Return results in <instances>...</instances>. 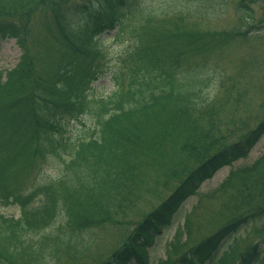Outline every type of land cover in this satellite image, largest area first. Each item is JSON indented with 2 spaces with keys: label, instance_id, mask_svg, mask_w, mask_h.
Returning <instances> with one entry per match:
<instances>
[{
  "label": "trees",
  "instance_id": "1",
  "mask_svg": "<svg viewBox=\"0 0 264 264\" xmlns=\"http://www.w3.org/2000/svg\"><path fill=\"white\" fill-rule=\"evenodd\" d=\"M21 1L0 0V40H15L23 53L17 82L20 84L21 78H31L37 88L34 95L27 93L8 103L0 102V204L17 206L21 211L19 219L3 217L4 224L0 225V236L10 243L19 244V252L9 253L13 258L11 260L20 255L21 248H24V243H20L24 233L44 231L55 222L59 202L55 186L40 187L35 195H25L14 185L10 173L19 164L25 165L27 162L28 155L24 152L29 148L33 130L37 134L42 131L52 134V144L61 147L59 149H67L65 145L70 143L64 136L62 138L63 122L78 119L87 111L90 89L109 73L100 64L103 56H98L102 37L120 31L128 17L138 14L145 23L134 31L136 41L128 56L127 69L114 77L117 90L110 97L98 101L93 112L94 126L83 139L69 147L70 168H85L87 165L96 175L88 188L94 192V196L90 200L74 198L77 201L71 203L67 213L69 219L79 227H89L93 222L110 218L111 214H115V207L134 201L130 199L137 184L135 174L139 169L136 165L142 164L144 158L156 156L155 153L145 157L159 146L167 133H185V137H189L183 140L184 147L175 152L179 160L172 164L178 168V172L186 174L178 181L173 195L150 212L120 250L102 263L149 264L150 250L171 225L184 202L221 169L246 158L264 137V118L254 127L244 126L234 131L216 123L215 105L206 112L198 109L196 97L203 88L202 80L183 76L181 70L189 60H198L199 56L206 55L224 41L221 39L223 36L215 34L209 39L181 27L152 30L153 26L149 25L158 22L156 15L166 13L159 14L150 6L136 11L131 4L138 0H54V3L50 0V7L44 9L48 10L54 25L49 36L58 46V67L46 79L33 78L29 54L22 42L24 38L17 25L7 21L8 17L14 18ZM145 1L158 5L155 0ZM232 2L236 3L240 21L248 24L245 30L238 29L233 36H242V31L263 32L264 29L255 24L254 11L244 0ZM6 4L10 11L6 9ZM75 19L83 25L77 32L69 26ZM30 35H24L26 40ZM183 78L190 80L189 83ZM5 83L6 86L11 83L10 77ZM19 86L22 88V84ZM202 123H207L212 130L200 128ZM198 147L201 152L197 157L191 155L193 160L190 166L178 164L187 148L192 150ZM255 184L256 188H260L263 181ZM37 199H40L38 204ZM262 217L264 209L260 208L224 225L171 264L211 262L228 238L237 234L241 227L253 225ZM29 250L23 249V254ZM31 252L32 259H35L38 252L33 249ZM232 253L233 257L230 256ZM0 255L8 262L1 250ZM9 264L16 262L9 260ZM215 264H264V239L237 258L231 248L222 253Z\"/></svg>",
  "mask_w": 264,
  "mask_h": 264
},
{
  "label": "rangeland",
  "instance_id": "2",
  "mask_svg": "<svg viewBox=\"0 0 264 264\" xmlns=\"http://www.w3.org/2000/svg\"><path fill=\"white\" fill-rule=\"evenodd\" d=\"M49 1L22 0L20 7L14 12V18H7L12 25H17L25 39L22 42L29 54L33 78L46 79L58 67V46L49 36L54 25L48 10L44 9L50 7ZM155 1L158 5L145 0L131 4L136 11L150 6L159 14L166 13L156 15L158 22L149 25L153 26L152 30L158 27L168 28L167 30L181 27L189 33L194 31L209 39L215 34L223 36L221 39L224 41L214 46L206 55L199 56L198 60H189L181 70L183 76L202 80L203 88L196 97L198 109L206 112L215 105L216 123L222 124L224 129L236 131L244 126L254 127L264 118V30L259 33L242 31V36H233L238 29L247 28L248 24L240 21L236 3L232 0ZM244 1L254 11L255 24L264 29V0ZM5 7L10 11L8 4ZM144 23V19L135 14L127 18L120 31L102 37L101 44L98 45V56H103L100 64L109 73L90 89L87 111L78 119L63 122L62 138L64 136L70 143L65 145L66 150L52 144V134L43 131L37 134L33 130L29 148L24 152L28 155V160L25 165L19 164L14 168L10 177L25 195H35L40 187L55 186L59 202L57 217L44 231L24 233L20 238L24 248H21L20 255L14 260H11L13 258L9 253L18 251L19 244L10 243L0 236L1 254L8 258L7 262L0 255V264H9V260L16 264H102L120 250L150 212L173 195L178 181L186 174L178 172V168L172 163L179 160L175 152L184 147L183 140L189 136L185 137V133H167L159 146L145 155L152 156L156 153V156L144 158L142 164L136 165L139 169L135 174L137 184L130 199L134 201L115 207V214H111L110 218L93 222L89 227H79L68 217L67 208L73 201H77L74 198L90 200L94 196V192L88 188L93 183L92 177L96 175L87 165L85 168H70L69 147L83 139L94 126L93 112L98 101L110 97L117 90L114 77L127 69L128 56L136 41L134 31ZM69 26L75 32L83 28L82 22L76 19ZM28 33L31 35L26 40L24 35ZM226 36H230L229 39ZM22 54L15 40H0L2 104L17 99L20 95L37 93L33 79L21 78L22 88L17 82L18 77L20 78L18 71ZM7 77H10L11 83L6 86ZM183 80L188 83L190 81ZM199 127H204L205 131L212 130L207 123H202ZM200 152L199 147L192 150L187 148L178 164L190 166L193 160L191 155L197 157ZM261 180L262 187L256 188L255 182ZM36 203H40V199ZM260 208L264 209V137L246 158L221 169L184 202L173 217L171 225L156 240L147 261L149 264H171L224 225L259 211ZM0 216L1 225L4 224L3 217L19 219L21 211L17 206L0 204ZM262 239L263 217L253 225L241 227L237 234L225 241L215 259L205 264H215L216 258L231 248L237 258ZM23 249L30 250L23 254ZM31 249L38 252L35 259H32ZM230 256L233 257V253Z\"/></svg>",
  "mask_w": 264,
  "mask_h": 264
}]
</instances>
